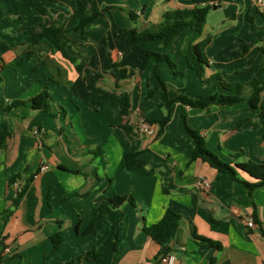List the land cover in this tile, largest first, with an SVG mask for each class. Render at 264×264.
Masks as SVG:
<instances>
[{"label":"crops","instance_id":"crops-1","mask_svg":"<svg viewBox=\"0 0 264 264\" xmlns=\"http://www.w3.org/2000/svg\"><path fill=\"white\" fill-rule=\"evenodd\" d=\"M41 1L49 6L48 16H39L29 0H0V43L10 46L0 49V133L11 134L0 149V264H62L90 251L96 257L75 264H158L167 253L174 255L175 264H264V188L249 191L200 160L190 162L193 142L181 120L183 113L222 160L243 151L241 161L264 164V126L247 123L233 129L244 118L258 121L260 109L251 110L246 102L205 109L175 103L160 137L136 131L140 120H159L166 114L152 77L155 66L171 97L187 93L203 99L214 88L202 85L188 66L183 54L188 32L167 47L160 42L138 47L122 30L156 32L164 13L191 9L196 0H95L98 10L116 6L138 16L131 21L126 13L111 10L85 31L84 40L69 35L68 52L82 66L81 75L50 43L32 45L28 37L51 19L74 26L80 15L77 0ZM79 1L88 6L92 0ZM262 1L209 2L217 8L209 11L201 37L210 39L207 75L221 70L229 82L246 83L264 66V53L258 49L264 51ZM141 48L169 55L183 79L174 78L166 63H156ZM120 67L127 70L123 79H118ZM84 78L117 98L107 100L88 90ZM150 89L154 93L148 98ZM44 91L52 98L54 115L16 105ZM126 97L129 107L122 115ZM122 125L132 132L125 134ZM130 147L140 152L144 168H126L123 154ZM43 165L48 168L41 172ZM200 177L209 181V189L195 185ZM239 178L255 181L245 173ZM14 183L27 186L16 209ZM118 196L131 199L121 205L109 201ZM167 208L181 218L157 244L143 227L158 223ZM7 210L11 213L4 216ZM93 210L95 224L88 232ZM249 220L254 227L247 226ZM56 233L61 245L53 253L50 237ZM6 247L9 254L3 252Z\"/></svg>","mask_w":264,"mask_h":264},{"label":"trees","instance_id":"trees-1","mask_svg":"<svg viewBox=\"0 0 264 264\" xmlns=\"http://www.w3.org/2000/svg\"><path fill=\"white\" fill-rule=\"evenodd\" d=\"M46 1L53 2L54 0ZM165 1L168 2L170 0ZM214 1L219 0H196L197 4L191 9L183 8L164 13L162 16V23L160 25V28L156 32H138L134 28L122 30L126 34L130 43L138 47L142 44L151 42H160L163 46L167 47L170 46L180 34L188 32L183 47V54L188 63V66L201 80L203 85L212 86V88H214V92L204 97L203 99H191L181 94L171 97L169 95L168 86L160 78L157 72V66H155L152 70V77L156 81V89L160 91L162 96V103L160 104V107H166V114L159 120L146 119L144 121H146L150 126L156 128V138L160 137V135L163 133L164 127L170 122L172 117V105L175 103H179L183 107L188 106L195 109H205L212 105L232 106L241 102H246L251 110H256L258 108L260 109L259 119L258 121H253L249 118H244L237 122L234 125L233 129L238 130L242 125L247 123L251 124L254 128L264 126V97L262 98V94L264 93L263 65H261L257 74L246 83L229 82L225 79V74L221 70H212L207 75L210 66L208 63V59L205 56V48L209 44L210 39L206 38L201 40V37L204 31L208 13L213 7V5L209 4V2ZM77 3L80 8V15L77 23L74 26L66 28L64 22L51 19L50 23L47 26H39L38 28H35L31 32H29L28 37L32 45H37L43 40L50 43L64 59L75 66L77 73L81 75L82 66L80 64H77L76 59L68 52L72 45V41L70 40L69 35L79 34L82 40H84L83 35L85 31L93 26L94 21L98 17L106 14L110 16L111 10L126 13L127 17L131 21H135L138 15L133 11H124L123 9L116 6H107L101 10H98L95 0H92L88 6L84 5L79 0H77ZM201 3L204 4L200 5ZM29 4L39 16L44 17L49 15V6L47 3L41 0H29ZM112 25L114 28H116L113 21ZM9 48L10 46L5 45L4 43H0V49L8 50ZM258 49L260 52L264 53V51L260 47ZM141 51L147 56L154 57L156 63H166L174 78L184 77L183 73L178 70L177 65L170 59L169 55L164 53L151 52L143 48H141ZM114 67H119V65H115ZM126 72L127 70L125 68L120 67L118 79L125 78ZM83 80L86 82L88 90L102 95L107 100H114L117 98L114 93L92 86L90 81L85 78ZM1 83L2 79L0 77V89ZM117 87L118 85L116 83L115 88ZM153 93L154 89H150L148 91L147 97L151 98L153 96ZM51 102L52 98L50 97L49 93L47 91H44L37 97L32 98L26 102L17 103L16 105H31L33 109L54 115L53 113H51ZM128 107L129 99L128 97H126L124 108L120 111V114L126 115ZM57 112L62 116L66 115V112L62 107H58ZM181 120L186 134L193 142L190 162L200 160L201 162L206 163L212 169L216 170L218 173L229 175L234 182L242 183L247 187L249 191L257 188H264V164L256 163L251 160L241 161V158L243 157V151L229 154V161L222 160L206 147L204 137L200 135L199 132L190 127L187 122V118L183 113H181ZM120 128L125 134H130L133 130V128L128 125H122L120 126ZM10 135L11 134L7 130L0 133V149L5 148L6 141L10 137ZM262 138L264 139V133ZM123 155L127 169H132L134 167H145V163L139 158L140 152L137 151L134 147H130ZM149 172L152 173L151 170ZM240 173L247 174L255 181L252 184L243 182L239 178ZM16 179H18V177L11 179L9 183L12 184ZM26 188L27 186L24 184L20 191L16 194L15 198L13 199V209H16L18 207L19 200L25 192ZM127 199L130 200L131 198L129 196H118L109 201L115 205H121ZM10 213L11 210H7L4 212V216H8ZM180 218L181 216L179 214L167 208L158 223L148 227H143V231L147 236L151 238L152 241L160 244L163 240L166 229L178 223L180 221ZM94 224L95 211L93 210L92 223L90 228L88 229V232L93 229ZM262 233L264 237V231ZM50 240L53 245V253H55L56 251H58L61 245L60 233H56L55 235L50 237ZM200 242H202V244L204 245L211 246L216 249L220 248L219 244L213 243L212 241L206 239H200ZM94 257H96L95 252L90 251L79 258L70 260L62 264H75L77 262L86 261Z\"/></svg>","mask_w":264,"mask_h":264},{"label":"built area","instance_id":"built-area-1","mask_svg":"<svg viewBox=\"0 0 264 264\" xmlns=\"http://www.w3.org/2000/svg\"><path fill=\"white\" fill-rule=\"evenodd\" d=\"M257 3L261 4L263 3L262 0H257ZM136 131L139 132L140 134L147 136V137H151V136H155L156 133V129L152 126H150L146 121L144 120H140V122L137 124L136 126ZM47 166L43 165L40 167V171H46L47 170ZM14 187L16 188V191H20L21 187H19V185L17 183L13 184ZM195 185L199 188H201L202 190H207L210 187V183L206 178H198L195 182ZM17 194V193H16ZM247 226L249 228L254 227V223L249 220L247 223ZM4 254H9L10 253V247H6L3 250ZM158 264H175V257L173 254L167 253L164 255H161Z\"/></svg>","mask_w":264,"mask_h":264},{"label":"rangeland","instance_id":"rangeland-1","mask_svg":"<svg viewBox=\"0 0 264 264\" xmlns=\"http://www.w3.org/2000/svg\"><path fill=\"white\" fill-rule=\"evenodd\" d=\"M170 57V56H169ZM170 59L177 65V63H176V61L175 60H173L171 57H170ZM177 68H178V65H177ZM172 73V72H171ZM184 75V74H183ZM181 79H183V78H181ZM203 85V84H202ZM206 86H208V85H206ZM208 87H211L212 88V86H208ZM181 95H184V96H187L188 98H191V99H193L192 98V96L191 95H189V94H187V93H183V94H181Z\"/></svg>","mask_w":264,"mask_h":264},{"label":"water","instance_id":"water-1","mask_svg":"<svg viewBox=\"0 0 264 264\" xmlns=\"http://www.w3.org/2000/svg\"><path fill=\"white\" fill-rule=\"evenodd\" d=\"M217 8V6H213V9H216Z\"/></svg>","mask_w":264,"mask_h":264}]
</instances>
